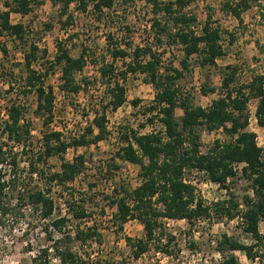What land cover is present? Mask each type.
Listing matches in <instances>:
<instances>
[{"label": "trees", "instance_id": "16d2710c", "mask_svg": "<svg viewBox=\"0 0 264 264\" xmlns=\"http://www.w3.org/2000/svg\"><path fill=\"white\" fill-rule=\"evenodd\" d=\"M118 0H4V10H0V37L9 36L23 50V97L34 94L36 109L34 114L43 125L53 119L54 91L45 81L50 72L60 71L59 89L66 95H76L84 91L85 81L76 80V74L86 66L89 58L85 48L78 57L69 55L62 43H57L56 53L48 67L35 65L38 60L45 61L47 52L40 50L37 42L28 41L26 27L21 23L13 24L11 14L28 15L34 8L49 2L57 8L56 23L66 30L74 22L71 7L75 11L86 12L89 8L96 14V20L105 17L104 11L111 10ZM195 0H148L152 17L149 20V40L142 46H133L128 40L114 41L108 35L111 45L107 54L112 60L129 59L124 69L117 72L112 63L98 68L99 83L105 87L107 101L94 111V117L83 131L70 138H64L57 130L44 132L41 148L33 151L30 144V129L24 122L22 107L12 104L7 108L6 119L0 121V216H4L9 206H21L31 215L46 223L48 246L42 248L32 259V264H87L90 254L73 249L78 243L83 248L90 242L100 244V234L94 227L80 229L76 227L74 235L65 232V217H53L55 203L51 196L53 187L71 191L70 185L86 170L83 156L64 162L61 158L69 149L96 146L108 136L107 112H115L126 102L125 80L128 74H140L144 82L154 89L152 105L147 111L155 113L162 126V133L139 134L131 132L123 137L124 145L114 154L123 163L139 168L140 184L132 190L118 185L114 197H107L110 207L114 208L113 223L119 230L129 221L141 224L144 237L132 240L125 238L137 260L149 247L160 241L163 220H184L194 225L199 220L226 218L233 220L243 207L244 225L241 232L250 243L223 234L216 241L215 251L222 256L221 264H239L233 253H243L254 263L264 264V146L257 145V136L248 130V103L256 101L254 117L259 128L264 129V75L253 76L244 84L236 83V66H227L222 71V94L206 107L193 105L189 92L178 87L181 80L192 76L195 67L211 68L225 55L223 46L224 32L219 25L206 15L202 25L197 23L196 15L190 11ZM261 0H225L222 10L232 16L241 25L242 14ZM123 5L134 0H120ZM47 28L52 26L46 24ZM122 30L129 31L128 26ZM228 45L235 41V35L227 34ZM179 47L181 57L175 66L173 59L165 60L166 50ZM2 51L6 50L2 47ZM40 54V56H39ZM195 57V61L192 58ZM8 91H13L11 84ZM206 96L214 93L211 88L200 87ZM138 101L134 102V105ZM180 110L182 115L176 116ZM220 130L223 141L215 140L204 152L201 151L200 133ZM50 158H60V170L51 172L48 168ZM114 158L112 159V161ZM118 170L117 166H112ZM241 166V176L249 184L251 196L238 199L231 195L227 201L207 206L195 195V188L185 178L186 173H203L212 182L225 186L229 179L237 176V167ZM46 169V173L43 172ZM44 175V178H42ZM44 181V188L35 182ZM116 186V185H115ZM93 187V186H91ZM73 190V188H72ZM64 202L68 213L75 221L90 217V195ZM90 200L87 204V199ZM12 201V202H11ZM66 201V200H65ZM13 205V206H14ZM239 226V225H238ZM53 232L57 233L56 238ZM45 234V235H46ZM161 249L168 253L166 249ZM80 251V250H79ZM84 251V250H82ZM97 264H116L111 261H97Z\"/></svg>", "mask_w": 264, "mask_h": 264}, {"label": "rangeland", "instance_id": "374dc122", "mask_svg": "<svg viewBox=\"0 0 264 264\" xmlns=\"http://www.w3.org/2000/svg\"><path fill=\"white\" fill-rule=\"evenodd\" d=\"M3 1L0 0V10H4ZM148 0H134L133 3L123 5L120 0L115 2L111 10H105V17L100 21L96 20V14L89 8L86 12L75 11L71 7L74 22L66 30H61L56 23L57 8L49 2L34 8L31 13L25 16L11 14L13 24L21 23L26 27L28 41L37 42L40 50H46L45 61L38 60L35 65L43 64L48 67V61H52L56 53L57 43H62L73 58L78 57L82 48L86 49L87 59L84 69L76 74V80L86 82V89L76 95H66L60 89V71L55 69L50 72L46 85L51 86L54 91L53 119L45 126L36 115V102L34 94L22 95L23 86V50L24 46L19 45L9 36L0 37V121L6 119L7 108L12 105L22 107L24 122L30 129V144L33 151L41 148V138L44 132L57 130L64 138L74 137L80 134L83 129L91 123L94 111L99 109L100 104L107 101L105 87L99 83L98 68L104 64L112 63L117 72L124 69V64L129 59L112 60L107 54V46L111 45L108 35L114 41L124 40L132 43L133 46H142L149 40V20L152 17ZM163 2L171 0H160ZM225 0H195L191 4L190 11L197 17V23L202 25L206 15L211 16V21L226 32L223 34V46L225 55L217 60L216 66L211 68L195 67L191 77L181 80L178 87L189 92L193 105L203 108L208 107L211 102L217 99L222 91L221 78L222 71L227 66H236V83L244 84L253 76L264 75V0L253 5L248 11L242 14V24L224 13L222 10ZM46 24L51 25L49 29ZM128 26L129 31L122 30V26ZM235 35V41L228 45L227 34ZM2 47L6 52L2 51ZM40 56V54H39ZM181 57L179 47H169L166 50L165 60H171L175 66ZM195 61V57L192 58ZM11 84L13 91H8ZM126 102L115 112H107L106 139L96 146L69 149L62 155L64 162H71L78 156H83L86 160L83 175L76 178L69 186L71 191L53 187L51 196L55 203L53 217L67 218L68 222L64 229L74 235L76 227L80 229L94 227L100 234V244L90 242L83 248L75 243L73 249L90 254L87 264H97V261H111L116 264H221L222 256L215 251L216 241L223 234L238 239L248 244L250 240L241 232L240 226L226 218L217 219L211 217L209 220H199L194 225H189L186 221L163 220L162 232L158 233L160 239L155 245L149 247L148 251L135 260L132 251L127 245L125 238L132 240L144 237V231L137 221H129L122 230L113 223L112 214L114 208L110 207L106 198H113L115 187L124 186L127 190H132L140 184L139 168L129 163H123L115 158L114 154L124 145L123 137L131 132L139 134L162 133L163 129L148 108L152 105L154 89L144 82L140 74H128L124 82ZM200 87L211 88L214 93L204 96L200 92ZM138 101L134 105V102ZM256 101L248 103L249 126L248 130L257 136V145L264 146V129L259 128L254 117ZM182 112L176 111V116L180 117ZM224 135L220 130L211 133H200L201 151L204 152L215 140L223 141ZM114 160L112 161V159ZM60 158H50L48 168L51 172L59 171ZM117 166L119 169H113ZM43 172L46 173L47 171ZM241 166L237 167V176L229 179L225 186L218 189L204 186L207 177L203 173H186L185 178L192 183L195 188V195L207 206L215 203L227 201L231 195L241 199L245 195L251 196L249 184L241 176ZM44 178V175L43 177ZM39 188H44V181H36ZM116 185V186H115ZM93 186V187H91ZM73 188V190H72ZM90 195L93 200L90 203V217L82 221L72 219L64 202H69L73 194L76 199ZM87 199V198H86ZM66 200V201H65ZM90 200L87 199V204ZM12 202V201H11ZM9 206L4 216H0V264H32L31 259L42 249L48 246L46 241V223L38 217L31 215L21 206ZM46 234V235H45ZM53 237L58 236L53 232ZM163 248L168 251L164 253ZM80 250V251H79ZM84 250V251H82ZM239 264H259L257 261H248L243 253H233ZM52 264H57L56 260Z\"/></svg>", "mask_w": 264, "mask_h": 264}, {"label": "built area", "instance_id": "2783aa9c", "mask_svg": "<svg viewBox=\"0 0 264 264\" xmlns=\"http://www.w3.org/2000/svg\"><path fill=\"white\" fill-rule=\"evenodd\" d=\"M204 186H206L208 188H214V189H218V188L221 187L219 184L212 183L208 179L206 180V182H204ZM239 210H240V213L233 220H231L230 222H232V223L234 222L236 225L242 226V225H244V218L242 216L243 207L241 205L239 206Z\"/></svg>", "mask_w": 264, "mask_h": 264}]
</instances>
